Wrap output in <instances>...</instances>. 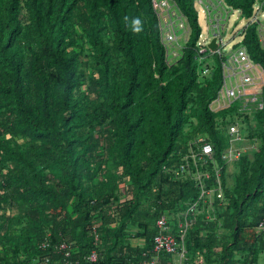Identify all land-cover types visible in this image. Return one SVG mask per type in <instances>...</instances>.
<instances>
[{
	"label": "trees",
	"instance_id": "trees-1",
	"mask_svg": "<svg viewBox=\"0 0 264 264\" xmlns=\"http://www.w3.org/2000/svg\"><path fill=\"white\" fill-rule=\"evenodd\" d=\"M173 1L190 35L168 66L151 0H0V264L44 255L55 264L61 242L77 264H139L152 256L158 217L197 198L193 182L175 181L162 167L177 165L196 136L219 159L237 106L211 110L219 61L213 57L211 74L201 76L194 1ZM224 2L240 18L253 14L255 0ZM255 28L242 45L264 71ZM262 99L261 110L238 118L254 148L233 164L230 186L223 166L217 218L203 214L186 235L189 253L208 264H253L264 235L255 232L264 215V84ZM151 194L154 212L144 211ZM92 249L98 256L89 263Z\"/></svg>",
	"mask_w": 264,
	"mask_h": 264
},
{
	"label": "built area",
	"instance_id": "built-area-1",
	"mask_svg": "<svg viewBox=\"0 0 264 264\" xmlns=\"http://www.w3.org/2000/svg\"><path fill=\"white\" fill-rule=\"evenodd\" d=\"M199 6L197 15L203 14L207 19L206 36L200 32L193 51L196 62L202 66L201 76H209L213 57H216L221 67V83L216 99L211 104L212 111L230 108L236 104V120L226 125L227 146L221 152L219 159L215 156L212 144L203 136H196L188 141L184 153L177 165L162 167L173 180L179 182H193L198 189L197 198L191 202L179 205L177 212L163 214L155 222L156 232L153 236L152 256L142 260L139 264H160L162 256H178V262L168 264H183L186 257V235L195 224L197 218L204 214L205 221H213L216 216H210L216 204L225 203L222 169L232 165L242 157L245 149L241 144L246 140L243 125L238 118L242 114L261 110L263 108L262 86L264 71L253 63L242 40L250 25H255L261 47L264 49V0H255L253 14L250 18L239 20L240 26H233L229 32L230 18L239 12L226 6L224 0H193ZM153 11L158 19L159 38L165 51V62L168 66L175 64L182 56V51L190 35V27L186 17L173 0H151ZM196 9V8H195ZM228 34V37L225 36ZM186 37L185 39L181 37ZM182 40V44H180ZM185 40V41H183ZM215 41V49L209 45ZM240 116V117H239ZM254 148V143L249 146ZM255 232H264V215L255 226ZM94 234L95 230H94ZM98 237L95 236V241ZM43 243L41 248H47ZM60 258L55 264H77L72 260L69 246L61 242L57 248ZM98 253L92 249L85 257L89 263L97 260ZM49 255L36 259L31 264H51Z\"/></svg>",
	"mask_w": 264,
	"mask_h": 264
},
{
	"label": "rangeland",
	"instance_id": "rangeland-1",
	"mask_svg": "<svg viewBox=\"0 0 264 264\" xmlns=\"http://www.w3.org/2000/svg\"><path fill=\"white\" fill-rule=\"evenodd\" d=\"M195 8H196V10L198 11L199 10V6L198 5H195ZM235 17H239V15H236V14H234L231 18H230V21H229V23H228V27H229V32L232 30V28H233V26H236V27H239L240 26V21L239 20H237V21H234V19H235ZM198 24H199V27H200V30H201V33L203 34V36H206L207 34H208V32H207V25H208V23H207V19L206 18H204V16H203V14H199L198 15ZM225 36L226 37H228V34H225ZM181 38H183V39H185L186 37H181ZM183 41H185V40H183ZM180 44H182V40H180V42H179ZM88 72H89V69H88ZM252 112H250L249 114H251ZM243 126H244V128L246 129V124H244L243 123ZM242 126V127H243ZM244 129V130H245ZM244 135H245V131H244ZM245 138H246V140L241 144V146H242V148H244L245 149V153H247V152H249L250 150H252L251 149V146L252 145H250L249 146V144H250V141H249V139L245 136ZM21 142V141H20ZM251 152H249L248 154H250ZM235 170H237V168H234V165L232 164V165H228V167H227V183H228V186H230V185H232V180H233V176H231V174L233 173V172H235ZM234 174V173H233ZM232 174V175H233ZM126 184L127 183H123V184H121V191L124 193L125 192V188H126ZM162 188H164V189H166V188H168L167 186H165V185H162ZM155 190V189H154ZM122 193V194H123ZM126 193V192H125ZM154 194H151V195H149L148 196V200H150L149 202H150V204H145V206H144V211H145V209L148 207V206H150L151 207V212H154L153 211V198H154V196H153ZM112 210H113V208H111ZM148 209V208H147ZM150 210V208L148 209V211ZM147 211V212H148ZM217 211H219L217 208H216V206H215V208H214V210H213V212L212 211H210L211 212V214H210V216L212 217L213 215H215L216 216V218H217ZM170 216H172V215H170ZM219 222V224H218V226H216V229H215V231H214V234H215V237H216V239H218L219 238V242L221 243V242H223V236H225V234H226V231L224 230V229H222L221 228V224H222V222H221V220H219L218 221ZM202 234L204 235V234H206V232L205 231H203L202 232ZM215 251H216V253H219L220 252V247H217V248H215ZM186 257H185V260H184V262H183V264H208V263H206V260H205V256H204V254H202V253H200V252H198V251H195L194 253H189V250H187V248H186ZM260 257H264V254H262V255H260ZM214 260V259H213ZM210 264H213V261L210 263Z\"/></svg>",
	"mask_w": 264,
	"mask_h": 264
},
{
	"label": "crops",
	"instance_id": "crops-1",
	"mask_svg": "<svg viewBox=\"0 0 264 264\" xmlns=\"http://www.w3.org/2000/svg\"><path fill=\"white\" fill-rule=\"evenodd\" d=\"M133 243L139 245V246H143L144 242L143 240H137V239H132ZM255 253H256V259L255 262L253 264H264V257H260V255L264 254V235L261 236L260 240H258V242L256 243V247H255ZM235 261H242V254L240 253H236L235 257H234ZM168 260V261H167ZM165 263H163V261L160 258V264H168L169 262H174L177 263L178 262V256L174 255L169 257V259H167Z\"/></svg>",
	"mask_w": 264,
	"mask_h": 264
},
{
	"label": "water",
	"instance_id": "water-1",
	"mask_svg": "<svg viewBox=\"0 0 264 264\" xmlns=\"http://www.w3.org/2000/svg\"><path fill=\"white\" fill-rule=\"evenodd\" d=\"M215 47H216V45H215V41L212 40L211 43H210V45H209V48H210L211 50H214Z\"/></svg>",
	"mask_w": 264,
	"mask_h": 264
},
{
	"label": "bare ground",
	"instance_id": "bare-ground-1",
	"mask_svg": "<svg viewBox=\"0 0 264 264\" xmlns=\"http://www.w3.org/2000/svg\"><path fill=\"white\" fill-rule=\"evenodd\" d=\"M211 74V73H210ZM242 116V115H241ZM168 261V260H167Z\"/></svg>",
	"mask_w": 264,
	"mask_h": 264
},
{
	"label": "clouds",
	"instance_id": "clouds-1",
	"mask_svg": "<svg viewBox=\"0 0 264 264\" xmlns=\"http://www.w3.org/2000/svg\"><path fill=\"white\" fill-rule=\"evenodd\" d=\"M137 23H138V21H137Z\"/></svg>",
	"mask_w": 264,
	"mask_h": 264
}]
</instances>
